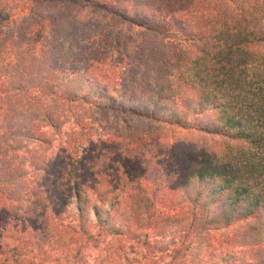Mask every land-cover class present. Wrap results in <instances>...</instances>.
Returning a JSON list of instances; mask_svg holds the SVG:
<instances>
[{
	"label": "trees",
	"instance_id": "16d2710c",
	"mask_svg": "<svg viewBox=\"0 0 264 264\" xmlns=\"http://www.w3.org/2000/svg\"><path fill=\"white\" fill-rule=\"evenodd\" d=\"M110 36L121 99L67 89ZM57 103L135 125L53 152ZM0 264H264V0H0Z\"/></svg>",
	"mask_w": 264,
	"mask_h": 264
},
{
	"label": "rangeland",
	"instance_id": "374dc122",
	"mask_svg": "<svg viewBox=\"0 0 264 264\" xmlns=\"http://www.w3.org/2000/svg\"><path fill=\"white\" fill-rule=\"evenodd\" d=\"M51 36H48L47 39L50 40ZM113 37H108L107 40L103 38H93V40L86 47H82V51L79 52L74 51L73 53L76 55L75 58L79 59L82 62V59H87L91 57H100L104 61V65L101 66L103 74H106L109 78L106 80H102L99 77V73L95 71L91 74H84L85 76H81L78 71L83 69V65L79 62H72L69 58L62 59V63L58 66V64L54 65V69L56 71H63V68L71 67L72 64L77 71V73H73L71 75H66L64 80V85L67 86V89H71L77 94L89 93L91 91V87H97L98 89L105 88L106 97H113L115 100H120V82L119 78L114 71L115 68H119L120 66H116L118 63V54L122 53V49L118 44L122 42H112ZM90 47L91 50L89 49ZM95 50V51H94ZM109 65L114 66L113 70L109 69ZM98 96H103L99 94ZM97 96V97H98ZM56 108H49L51 111V115L55 118H58L59 121H62L60 126L58 127L57 132L55 133V141L52 145V150L55 151L57 145H61L62 142H66L68 147H75L76 149H84L91 140L96 139L97 137H105L107 134H117V135H125L128 131L123 128L122 121L130 123L129 125H135L133 121H127L128 119L121 116H112L107 113L101 114L96 110H93L91 107H86L77 104H66V103H57L55 104ZM133 127V126H132ZM176 134V133H174ZM169 135V134H168ZM167 135V136H168ZM73 145V146H72ZM77 145V146H76ZM28 159V157L26 156ZM28 163L26 160L25 165ZM31 169V168H30ZM30 169H27L28 171ZM216 236H220L219 233H216ZM87 258L91 262L94 255L96 254L94 250L89 249L87 252ZM143 253L140 251H135L133 253H129V257H138Z\"/></svg>",
	"mask_w": 264,
	"mask_h": 264
}]
</instances>
